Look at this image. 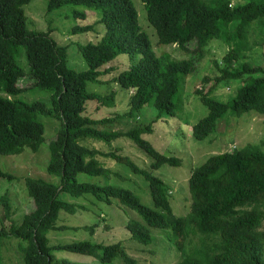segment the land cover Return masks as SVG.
<instances>
[{"label":"trees","instance_id":"obj_1","mask_svg":"<svg viewBox=\"0 0 264 264\" xmlns=\"http://www.w3.org/2000/svg\"><path fill=\"white\" fill-rule=\"evenodd\" d=\"M29 1L0 0V154L19 153L24 147L36 151L44 139V126L36 120V113L55 116L61 126L48 145L47 171L58 175L60 184L26 177L33 209L24 214L18 224L11 220L6 226L1 220L0 242L5 236L20 238L24 242V264H77L55 257L53 251L96 255L99 249L103 251L101 259L104 261L120 256L127 264H137L120 242L48 244V231L64 228L57 225L59 212L75 213L77 207H83L61 200L58 193L66 192L74 197L91 194L108 203L116 198L122 206L134 210L139 218L128 219L125 226L131 237L143 244L152 240L149 226L170 231L167 236L170 247L180 254V260L174 264H264V151L257 144L248 143L240 149L212 154L194 168L188 178L189 213L177 216L170 203V189L161 178L139 167L126 155L101 153L79 142L86 138L110 142L125 136L151 158L152 168L164 163L176 164V158L162 154L141 137L142 133L152 131L154 120L125 131L100 128L112 123L114 117H90L86 114V102L96 100L112 106V94L103 96L87 91L86 85L99 81L100 75L110 71V68L101 70L102 65L125 53L132 64L114 81L122 88L133 89L126 116L148 104L154 106L156 119L162 114L175 116L181 103L173 97L185 76L197 68L195 62L206 51L203 49L208 42L220 37L219 20L239 21V27L226 39L227 50L221 62L211 60L220 73L215 82L237 78L245 72L261 71L262 76L241 85L228 102L214 99L208 91L195 89L207 107V114L192 125V135L196 139L207 137L228 110L235 115L249 111L264 113V69L247 63L237 64L239 52L245 51L249 43L250 30L244 28L254 21L264 27V0H247L237 6L227 0H142L158 43L191 52L193 57L185 59H175L167 53L155 54L147 34L140 29L131 0H48L49 10L64 4L101 10L99 20L105 32L97 42H87L79 48L87 64L81 71L66 65L67 47L57 44L49 35L50 29L40 32L26 28L23 6ZM73 15L84 18L85 12L74 11ZM91 28L92 25L76 26L72 32ZM191 42L195 48L190 49ZM257 43L264 44V34H255L253 45ZM19 46L24 48L29 64V76L25 79L32 83L30 86L20 83L26 72L16 62ZM203 80L206 83V77ZM33 86L50 91V107L41 101L30 103L17 98L22 90ZM97 154L110 156L140 174L148 182L153 208L144 205L127 188L78 181V173L91 176L110 173L95 158ZM4 176L10 177L0 168V178ZM0 203L3 217L10 219L8 196H0ZM104 227L110 225L105 223ZM90 231H94V225L90 226ZM0 264H3L1 255Z\"/></svg>","mask_w":264,"mask_h":264},{"label":"rangeland","instance_id":"obj_2","mask_svg":"<svg viewBox=\"0 0 264 264\" xmlns=\"http://www.w3.org/2000/svg\"><path fill=\"white\" fill-rule=\"evenodd\" d=\"M138 14V24L144 31L156 55L169 54L175 59L192 58L191 52L179 49L175 45L160 44L154 28L147 20L145 5L142 0H131ZM207 1V0H205ZM237 6L247 0H227ZM26 16V28L30 31H44L50 29L49 35L59 45H65L66 65L74 70L81 71L87 68L79 48L87 42H97L105 32V26L100 22L101 10H89L81 5L64 4L59 8L48 9V0H30L23 6ZM74 11H84L85 17L74 16ZM258 23V24H257ZM220 37L210 40L203 49V55L196 60L197 68L187 75L181 84L178 93L173 97L174 101L181 103L175 116L162 114L156 119V110L152 104L144 105L139 110H133L130 116L129 97L131 90L122 88L114 81V78L123 70L128 69L132 61L127 54H118L108 63L101 66V70H110L98 77L99 81H90L86 85L87 91L97 92L103 96L112 94V106L102 105L96 100L86 102V111L92 118L114 117L112 123H106L99 127L105 130L125 131L136 126H143L152 120V131L141 134V137L149 141L152 146L162 154L177 159L176 164L164 163L158 168L151 167V158L143 152L131 139L120 136L107 141H96L90 138L79 142L89 148H95L101 153L116 152L126 155L139 167L147 169L153 175L161 178L170 189V203L173 212L177 216H185L189 213L190 193L188 178L191 171L201 165L210 155L223 151L240 149L246 144H257L264 151V113L255 111L244 112L240 115L228 110L215 129L205 138L196 139L192 135V125L207 114V107L200 99L195 89L209 92L214 99L228 102L236 94L237 89L252 79L262 76L261 71L245 72L241 76L232 79H222L215 82V77L220 73L212 65L211 60L221 62V57L226 53V39L232 32L238 30L239 21L224 23L218 21ZM255 24L258 25L255 26ZM92 25L87 31L72 32L76 26ZM251 26V27H250ZM250 30L248 35V47L239 52L237 64L247 63L264 69V44L253 45L255 34H264L263 24L251 22L244 28ZM256 30V32H254ZM234 41V40H233ZM238 42V40H236ZM241 43H243L241 41ZM194 42L190 43V49L195 48ZM232 45L235 42L231 43ZM230 45V46H232ZM193 46V47H192ZM242 44H240L241 50ZM16 62L23 67L26 75L20 82L21 86H30L29 64L25 56V50L19 46ZM206 77L207 81L204 82ZM33 80V79H32ZM18 99L26 102L41 101L48 107L50 103V91L38 86L28 87L22 90ZM36 120L44 126L43 141L36 151L29 147L15 154H0V168L10 177L0 178V196L7 195L11 205V217H3V208L0 203V222L6 226L13 220L15 224L21 222L24 214L32 211L33 201L27 193L25 178H41L55 185L60 184L58 175L47 171L50 158L48 145L54 140L61 126V121L51 115L36 113ZM95 158L100 164L109 169L106 175L91 176L78 173V181H88L98 185L111 184L131 190L146 206L153 208L149 192L148 182L138 173L132 172L124 163L118 162L110 156L97 154ZM58 197L66 202L83 205L77 207L75 213L59 212L57 225L64 228L52 229L47 233L48 244L69 243L73 241H90L103 245L120 242L126 253L136 260L137 264H174L180 260V254L170 247L167 236L170 231L149 226L152 240L143 244L131 237L126 228V222L130 218H139L132 209L122 206L116 198H111L110 203L98 200L91 194L79 197L71 196L66 192H59ZM188 211V212H187ZM110 227H104V224ZM94 225V231L90 226ZM172 238V237H171ZM24 242L13 235L1 238L0 255L3 264H24L22 248ZM102 249L96 255H86L65 250L53 251L55 257L67 259L77 264H127L120 256L110 261L101 259Z\"/></svg>","mask_w":264,"mask_h":264},{"label":"clouds","instance_id":"obj_3","mask_svg":"<svg viewBox=\"0 0 264 264\" xmlns=\"http://www.w3.org/2000/svg\"><path fill=\"white\" fill-rule=\"evenodd\" d=\"M89 10H93V9H89ZM187 78V75L185 76V79ZM131 90V92H133V89H130Z\"/></svg>","mask_w":264,"mask_h":264}]
</instances>
